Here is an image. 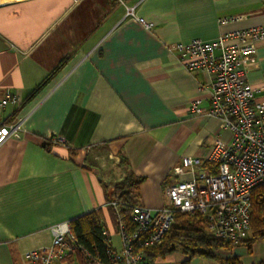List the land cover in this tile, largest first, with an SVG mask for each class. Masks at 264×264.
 <instances>
[{
  "label": "crops",
  "instance_id": "1",
  "mask_svg": "<svg viewBox=\"0 0 264 264\" xmlns=\"http://www.w3.org/2000/svg\"><path fill=\"white\" fill-rule=\"evenodd\" d=\"M258 25L264 0H0V103L19 95L0 107V264H26L27 250L51 243L52 225L98 208L119 249L111 183L142 177L139 204L160 208L183 157L206 167L215 141L231 138L220 119L190 111L193 101L209 105L211 76L187 70L171 46ZM243 67L264 86V41ZM17 120L20 136L5 138ZM215 254L176 251L150 264H262L264 240Z\"/></svg>",
  "mask_w": 264,
  "mask_h": 264
},
{
  "label": "built area",
  "instance_id": "2",
  "mask_svg": "<svg viewBox=\"0 0 264 264\" xmlns=\"http://www.w3.org/2000/svg\"><path fill=\"white\" fill-rule=\"evenodd\" d=\"M126 16L137 18L147 28L152 26L136 16L134 7H127ZM261 41H264V25L221 34L213 40L173 44L171 50L187 70L203 71L211 76L209 105L201 108L193 101L190 111L220 119L221 127L231 132L230 140L215 141L206 167L198 157H183L173 170L177 177L165 187V205L135 206L132 218L136 229L129 231L119 225L121 246L114 247L109 236L105 259L100 255L91 257L74 234L71 221H63L50 227L49 245L23 254L25 263L62 264L69 257L77 259L81 254L85 264H150L146 249L163 242L178 212L201 214L210 234L233 245L248 238L252 195L264 184V86L248 81L243 64L256 53ZM7 102L16 105L19 95L7 92L0 107ZM6 128L5 138L19 137L22 120L9 123ZM54 141L61 143L64 139L56 137Z\"/></svg>",
  "mask_w": 264,
  "mask_h": 264
},
{
  "label": "trees",
  "instance_id": "3",
  "mask_svg": "<svg viewBox=\"0 0 264 264\" xmlns=\"http://www.w3.org/2000/svg\"><path fill=\"white\" fill-rule=\"evenodd\" d=\"M63 63H65V60L61 62L57 69ZM57 69L51 72L45 81H48ZM42 85H38L32 91V95L36 94ZM44 145L49 146L47 140ZM122 164L126 165L125 159H122ZM142 182V177L128 171L125 176L116 182V199L108 201L109 209L118 224L125 226L129 231L136 229L132 212L135 206L140 205V185ZM112 202L115 204L113 205ZM71 227L79 242L91 257L100 255L103 259L106 258L109 235L106 232L104 215L101 208L71 220ZM250 227L252 236L244 240L249 250H251L252 243L264 240V184L257 187L252 195ZM232 246L233 244L230 242L215 237L206 230L201 214L178 212L163 242L147 248L146 254L150 261L159 257L164 258L176 251H182L189 257L200 255L215 258L216 250L221 248L231 249ZM222 264L243 263L240 257L232 256L223 259ZM262 264H264V261Z\"/></svg>",
  "mask_w": 264,
  "mask_h": 264
},
{
  "label": "rangeland",
  "instance_id": "4",
  "mask_svg": "<svg viewBox=\"0 0 264 264\" xmlns=\"http://www.w3.org/2000/svg\"><path fill=\"white\" fill-rule=\"evenodd\" d=\"M126 175V174H125ZM124 175V176H125ZM116 182L117 181H114L113 183L110 184V187L108 188V195H107V203L108 201L110 200H115L116 199V196H115V192H116ZM109 206V205H108ZM112 213V212H111ZM113 215V214H112ZM114 217V215H113ZM113 225L112 227L115 228V231H117L118 227H117V222H116V219L115 217L113 218ZM109 235V234H108ZM110 236V235H109ZM112 236V234H111ZM252 234H251V230H250V234H249V237H251ZM116 239L118 240V237H116ZM62 264H85L84 261H83V257L81 254H79V256L77 257V259H74L72 257L68 258L66 261H64Z\"/></svg>",
  "mask_w": 264,
  "mask_h": 264
}]
</instances>
